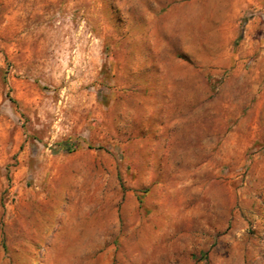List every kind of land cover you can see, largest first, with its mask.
Wrapping results in <instances>:
<instances>
[{"label":"rangeland","instance_id":"obj_1","mask_svg":"<svg viewBox=\"0 0 264 264\" xmlns=\"http://www.w3.org/2000/svg\"><path fill=\"white\" fill-rule=\"evenodd\" d=\"M190 3L0 0V264H264V0Z\"/></svg>","mask_w":264,"mask_h":264},{"label":"clouds","instance_id":"obj_2","mask_svg":"<svg viewBox=\"0 0 264 264\" xmlns=\"http://www.w3.org/2000/svg\"><path fill=\"white\" fill-rule=\"evenodd\" d=\"M121 2L124 5L121 11L126 18L130 9H134L143 18V23L131 29L130 45L134 46L142 42L151 49L153 56H162L171 51L173 41L183 42L190 28L198 22L190 0H168L167 6H162V0H121ZM117 6L120 7V4ZM121 113L126 117L136 116L134 106Z\"/></svg>","mask_w":264,"mask_h":264},{"label":"trees","instance_id":"obj_3","mask_svg":"<svg viewBox=\"0 0 264 264\" xmlns=\"http://www.w3.org/2000/svg\"><path fill=\"white\" fill-rule=\"evenodd\" d=\"M60 148H64V147H66V149H67V151H72L74 148H70L69 146H67V144L66 143H64V142H62V143H60L59 145H58Z\"/></svg>","mask_w":264,"mask_h":264}]
</instances>
